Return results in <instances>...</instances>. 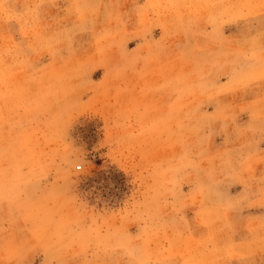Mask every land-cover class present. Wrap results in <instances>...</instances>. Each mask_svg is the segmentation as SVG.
<instances>
[{
  "label": "rangeland",
  "instance_id": "obj_1",
  "mask_svg": "<svg viewBox=\"0 0 264 264\" xmlns=\"http://www.w3.org/2000/svg\"><path fill=\"white\" fill-rule=\"evenodd\" d=\"M0 264H264V0H0Z\"/></svg>",
  "mask_w": 264,
  "mask_h": 264
}]
</instances>
